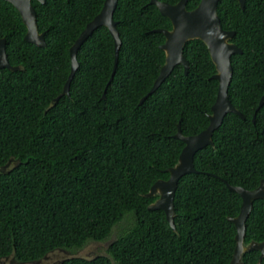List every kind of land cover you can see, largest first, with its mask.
<instances>
[{"label": "trees", "instance_id": "16d2710c", "mask_svg": "<svg viewBox=\"0 0 264 264\" xmlns=\"http://www.w3.org/2000/svg\"><path fill=\"white\" fill-rule=\"evenodd\" d=\"M200 2L189 0L188 10ZM104 3L33 0L47 43L40 48L25 41L19 11L0 0V38L11 65L24 67L0 70V167L20 161L0 173V257L33 261L62 249L81 253L63 264H231L237 230L229 218L240 214L242 198L228 185L253 190L264 179V105L256 112L264 96V0H246L244 10L238 0L219 2L222 26L243 51L231 58L229 95L245 119L228 114L214 146L195 155L199 173L184 176L176 192V231L162 210L149 209L158 196L145 195L179 161V124L185 136L208 128L216 66L205 43L190 41L188 74L177 66L142 105L165 65L158 30L172 23L150 0H119L113 81L115 41L99 27L78 51L71 95L51 107L69 79L71 47ZM112 240L104 253L83 255ZM252 241H264L262 199L247 221L245 243ZM260 256L251 251L244 264Z\"/></svg>", "mask_w": 264, "mask_h": 264}, {"label": "water", "instance_id": "95a60500", "mask_svg": "<svg viewBox=\"0 0 264 264\" xmlns=\"http://www.w3.org/2000/svg\"><path fill=\"white\" fill-rule=\"evenodd\" d=\"M11 3L20 13L24 25L27 28L25 41L33 44L36 47L46 48L45 33H40L37 23V11L33 5V0H5ZM41 4H46L47 0H36ZM242 9H245L246 0H238ZM189 0H180L177 5H172L167 2L159 0H150L152 5H155L161 14L172 23V30L161 29L158 32L165 36V43L161 49L165 52L166 60L161 72L156 79L152 89L144 97L141 104L143 105L147 98L156 92L164 81L173 73L175 68L179 65L184 67L187 75L190 68V63L185 57L184 50L190 41L200 40L207 46L212 61L216 66L217 73L213 77L219 83L218 95L215 104L212 107V114L210 116V124L207 129L194 136H185L179 124L176 138L184 142L185 147L180 155L178 163L169 168L166 172L170 177L168 180L157 181L150 191L145 195L147 198L158 196V199L149 206L150 210H162L168 223L174 231L175 226V197L180 180L188 174H196L194 164L195 155L207 146H214L213 135L219 129L226 119V115L234 113L242 118H245L242 113L234 107L229 97V88L233 78V66L231 58L235 54H242L243 51L234 43L232 39L235 37V31L225 30L222 26L221 18L218 12V5L220 0H201L200 4L193 10H188L187 4ZM119 0H105L101 12L86 26L80 37L70 49L71 57V73L65 89L59 97L54 99L51 107H54L58 101L64 96H70L71 83L75 77L77 70L80 67L77 55L78 51L85 43V41L93 34L99 27H106L109 29L116 47L115 65L109 85L113 81L117 72L119 63V50L122 45L117 22L114 19V13L118 7ZM8 69L10 71H22L24 67L11 65L7 54V42L5 38H0V70ZM107 98V93L104 99ZM264 105V96L260 102L259 109ZM256 115L253 118L255 122ZM20 165V161L11 159L5 166L0 167V173L6 174L12 168ZM231 191L238 193L243 200L241 212L238 217L230 218L229 220L235 224L236 247L231 264H244L243 258L247 252L257 250L261 252L259 264L264 258V241L262 243L252 242L250 245L245 244V236L247 232V220L254 208V201L264 199V180L260 186L252 191L246 190L242 187H234L228 185ZM114 240L106 243H96L101 248L108 249ZM84 256H87L83 254ZM93 255V254H92ZM95 255V254H94ZM81 256V253L74 255L70 251L58 250L47 254L42 259L33 261H18L14 256L0 257V264H63L65 260ZM88 255L87 257H89Z\"/></svg>", "mask_w": 264, "mask_h": 264}, {"label": "rangeland", "instance_id": "374dc122", "mask_svg": "<svg viewBox=\"0 0 264 264\" xmlns=\"http://www.w3.org/2000/svg\"><path fill=\"white\" fill-rule=\"evenodd\" d=\"M104 249V250H103ZM107 249L106 248H101V246L99 247V245L97 244H92L90 245L88 248H86V251H85V255H91V254H96L94 253L95 251L96 252H101V253H104Z\"/></svg>", "mask_w": 264, "mask_h": 264}, {"label": "flooded vegetation", "instance_id": "af4514ba", "mask_svg": "<svg viewBox=\"0 0 264 264\" xmlns=\"http://www.w3.org/2000/svg\"><path fill=\"white\" fill-rule=\"evenodd\" d=\"M160 1V0H159ZM162 2V1H161ZM151 4V3H150ZM152 5V4H151ZM155 6V5H154ZM161 30V29H160ZM169 30V29H168ZM160 33V32H159ZM232 42V41H231ZM231 86V85H230ZM219 89V88H218ZM230 89V88H229ZM229 97H230V95H229ZM263 98V97H262ZM231 100V99H230ZM262 100V99H261ZM232 102V101H231ZM261 102V101H260ZM235 107V106H234ZM236 108V107H235ZM256 112H258V111H256ZM212 114V113H211ZM230 114V113H229ZM228 115V114H227ZM226 115V116H227ZM237 115V114H236ZM243 115V114H242ZM211 116V115H210ZM244 116V115H243ZM241 117V116H240ZM245 117V116H244ZM211 119V118H210ZM243 119H245V118H243ZM210 124V123H209ZM264 180V179H263ZM262 182V181H261ZM261 184V183H260ZM260 186V185H259ZM258 186V187H259ZM257 187V188H258ZM243 188V187H242ZM245 189V188H244ZM256 189V188H255ZM247 190V189H246ZM254 190V189H253ZM250 191H252V190H250ZM241 197V196H240ZM242 198V197H241ZM260 200V199H259ZM262 200H264V199H262ZM257 201V200H256ZM255 202V201H254ZM242 204H243V200H242ZM242 207V206H241ZM254 209V208H253ZM241 212V211H240ZM251 215V214H250ZM239 216V215H238ZM237 216V217H238ZM250 217V216H249ZM236 218V217H235ZM230 219V218H229ZM249 219V218H248ZM248 221V220H247ZM235 225V224H234ZM247 225V224H246ZM236 227V226H235ZM246 237V236H245ZM252 242H257V241H252ZM252 242H250L249 244H247V245H250ZM263 242V241H262ZM262 242H258V243H262ZM246 244V243H245ZM253 251H257V250H253ZM251 252V251H250ZM260 252V251H259ZM94 253H96V254H98V253H100V252H94ZM247 253H249V252H247ZM246 253V254H247ZM261 253V252H260ZM92 255V254H91ZM245 256V255H244ZM260 258H261V256H260ZM260 258H259V261H260ZM243 262H244V258H243ZM262 263V262H261ZM258 264H259V262H258Z\"/></svg>", "mask_w": 264, "mask_h": 264}]
</instances>
